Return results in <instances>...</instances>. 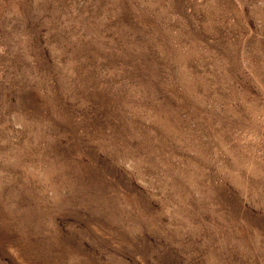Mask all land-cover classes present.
<instances>
[{
	"label": "rangeland",
	"instance_id": "rangeland-1",
	"mask_svg": "<svg viewBox=\"0 0 264 264\" xmlns=\"http://www.w3.org/2000/svg\"><path fill=\"white\" fill-rule=\"evenodd\" d=\"M0 264H264V0H0Z\"/></svg>",
	"mask_w": 264,
	"mask_h": 264
}]
</instances>
